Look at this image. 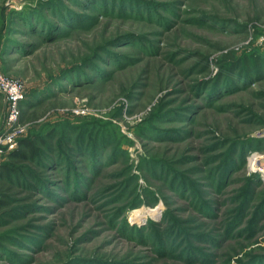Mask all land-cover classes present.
Returning a JSON list of instances; mask_svg holds the SVG:
<instances>
[{"label": "rangeland", "instance_id": "obj_1", "mask_svg": "<svg viewBox=\"0 0 264 264\" xmlns=\"http://www.w3.org/2000/svg\"><path fill=\"white\" fill-rule=\"evenodd\" d=\"M245 57L264 60V0H0V71L27 95L0 264H264ZM7 111L0 91V136ZM23 138L47 157L10 158Z\"/></svg>", "mask_w": 264, "mask_h": 264}, {"label": "trees", "instance_id": "obj_2", "mask_svg": "<svg viewBox=\"0 0 264 264\" xmlns=\"http://www.w3.org/2000/svg\"><path fill=\"white\" fill-rule=\"evenodd\" d=\"M232 53L226 52L225 56H231ZM261 57L256 58V63L252 62L249 57H245L244 61L236 60L234 61L232 71H237L241 67H248V72L258 66H261L264 63V60L260 59ZM257 65V66H256ZM27 96V95H26ZM27 99V98H26ZM23 105V102H22ZM23 116V110H22ZM21 147L12 151L9 156L12 159L19 158L21 162H27L28 160H40L41 158L47 157L43 152L39 151L36 142L32 139H21ZM19 167H14L12 164H4L0 170V190L3 197H0V212H2L8 205L11 204V194L12 186L8 183L9 176H19L20 173Z\"/></svg>", "mask_w": 264, "mask_h": 264}, {"label": "built area", "instance_id": "obj_3", "mask_svg": "<svg viewBox=\"0 0 264 264\" xmlns=\"http://www.w3.org/2000/svg\"><path fill=\"white\" fill-rule=\"evenodd\" d=\"M0 91L5 95L8 105L7 131L0 136V152H4L6 149L1 147L4 140H7L6 142L10 144L9 148H11L15 142L14 135L24 134L26 131V127L22 126L20 121L22 117V101L26 96L25 84L22 80L10 77L0 71ZM11 132L14 133L10 134ZM259 159H257V163L260 161Z\"/></svg>", "mask_w": 264, "mask_h": 264}, {"label": "bare ground", "instance_id": "obj_4", "mask_svg": "<svg viewBox=\"0 0 264 264\" xmlns=\"http://www.w3.org/2000/svg\"><path fill=\"white\" fill-rule=\"evenodd\" d=\"M259 158V155L258 154H254L252 157H251V161L250 163H252V165L256 164L257 163V159ZM150 210V209H149ZM156 210L154 209H151V214H154ZM132 212L134 213L133 217L135 219H142L146 216V211L142 210V209H135L134 211L132 210Z\"/></svg>", "mask_w": 264, "mask_h": 264}]
</instances>
